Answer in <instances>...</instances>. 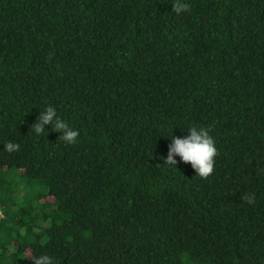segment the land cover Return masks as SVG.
<instances>
[{"label": "trees", "instance_id": "trees-1", "mask_svg": "<svg viewBox=\"0 0 264 264\" xmlns=\"http://www.w3.org/2000/svg\"><path fill=\"white\" fill-rule=\"evenodd\" d=\"M182 2L0 0V264H264V0Z\"/></svg>", "mask_w": 264, "mask_h": 264}, {"label": "clouds", "instance_id": "clouds-1", "mask_svg": "<svg viewBox=\"0 0 264 264\" xmlns=\"http://www.w3.org/2000/svg\"><path fill=\"white\" fill-rule=\"evenodd\" d=\"M190 11V5L182 2V0H174L173 12L177 15ZM52 125V130L61 132L59 140L67 144H75L79 132L72 129L68 123L62 120L54 107L48 106L40 113L36 122L31 126V129L36 135L45 133V125ZM189 135L180 138L173 137L172 143L168 146V155L164 160L165 165H177L174 157L179 156L184 163H190L195 170L196 175L202 179H207L214 172L215 158L218 155V150L214 138L210 135L207 128L189 127ZM19 144L8 142L4 145V150L11 153L19 151ZM248 203H254L255 194H246L242 197ZM32 264H54L53 259L47 254H42L38 257L31 256Z\"/></svg>", "mask_w": 264, "mask_h": 264}, {"label": "rangeland", "instance_id": "rangeland-1", "mask_svg": "<svg viewBox=\"0 0 264 264\" xmlns=\"http://www.w3.org/2000/svg\"><path fill=\"white\" fill-rule=\"evenodd\" d=\"M185 259L187 264H192V261L187 256L185 257Z\"/></svg>", "mask_w": 264, "mask_h": 264}, {"label": "built area", "instance_id": "built-area-1", "mask_svg": "<svg viewBox=\"0 0 264 264\" xmlns=\"http://www.w3.org/2000/svg\"><path fill=\"white\" fill-rule=\"evenodd\" d=\"M2 215L1 209H0V216Z\"/></svg>", "mask_w": 264, "mask_h": 264}]
</instances>
